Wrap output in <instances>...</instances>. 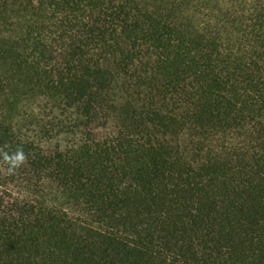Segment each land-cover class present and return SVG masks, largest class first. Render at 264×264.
Returning <instances> with one entry per match:
<instances>
[{"label": "trees", "instance_id": "1", "mask_svg": "<svg viewBox=\"0 0 264 264\" xmlns=\"http://www.w3.org/2000/svg\"><path fill=\"white\" fill-rule=\"evenodd\" d=\"M0 264H264V0H0Z\"/></svg>", "mask_w": 264, "mask_h": 264}, {"label": "clouds", "instance_id": "2", "mask_svg": "<svg viewBox=\"0 0 264 264\" xmlns=\"http://www.w3.org/2000/svg\"><path fill=\"white\" fill-rule=\"evenodd\" d=\"M17 159H22V154H18Z\"/></svg>", "mask_w": 264, "mask_h": 264}]
</instances>
